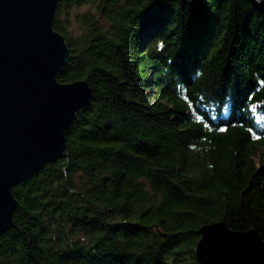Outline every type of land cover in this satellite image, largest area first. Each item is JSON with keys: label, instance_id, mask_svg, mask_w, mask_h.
<instances>
[{"label": "trees", "instance_id": "trees-1", "mask_svg": "<svg viewBox=\"0 0 264 264\" xmlns=\"http://www.w3.org/2000/svg\"><path fill=\"white\" fill-rule=\"evenodd\" d=\"M90 1L54 14L71 50L57 79L90 98L69 155L14 187L0 264H202L197 230L220 220L264 239V11L101 0L108 24L79 15L76 41L59 15Z\"/></svg>", "mask_w": 264, "mask_h": 264}, {"label": "water", "instance_id": "water-1", "mask_svg": "<svg viewBox=\"0 0 264 264\" xmlns=\"http://www.w3.org/2000/svg\"><path fill=\"white\" fill-rule=\"evenodd\" d=\"M59 1L0 0V235L12 225L14 187L69 155L65 130L92 92L87 79H57L71 59L54 26ZM247 1L264 11V0ZM197 232L202 264H264V239L254 228L237 231L220 220Z\"/></svg>", "mask_w": 264, "mask_h": 264}, {"label": "rangeland", "instance_id": "rangeland-1", "mask_svg": "<svg viewBox=\"0 0 264 264\" xmlns=\"http://www.w3.org/2000/svg\"><path fill=\"white\" fill-rule=\"evenodd\" d=\"M100 5L101 0H91L79 5H71L67 10H61L60 19L72 39L77 41L82 35V25L78 19L81 14L90 13L102 26L108 24L107 14L99 10Z\"/></svg>", "mask_w": 264, "mask_h": 264}, {"label": "snow or ice", "instance_id": "snow-or-ice-1", "mask_svg": "<svg viewBox=\"0 0 264 264\" xmlns=\"http://www.w3.org/2000/svg\"><path fill=\"white\" fill-rule=\"evenodd\" d=\"M150 24H151L150 21L146 22V26H150ZM196 119L201 120V119H204V117L203 116H197Z\"/></svg>", "mask_w": 264, "mask_h": 264}]
</instances>
